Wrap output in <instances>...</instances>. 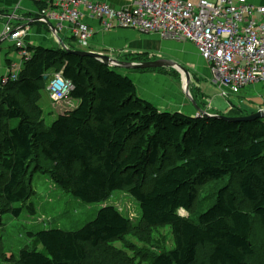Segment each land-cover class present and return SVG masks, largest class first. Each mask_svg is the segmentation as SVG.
Returning <instances> with one entry per match:
<instances>
[{"label":"trees","instance_id":"16d2710c","mask_svg":"<svg viewBox=\"0 0 264 264\" xmlns=\"http://www.w3.org/2000/svg\"><path fill=\"white\" fill-rule=\"evenodd\" d=\"M28 49L19 77L0 90V223L7 213H35L32 179L41 171L87 203L126 191L143 224L170 225L174 246L146 264H264L253 241L256 234L264 246V120L162 111L139 96L131 77L96 58L64 47ZM136 56L128 61H149ZM61 71L79 102L47 126L42 91L50 73ZM238 112L223 115L244 116ZM231 176L239 194L225 185L195 216L181 214L192 210L198 186ZM130 229L129 218L106 204L80 228L31 231L33 246L14 264H141L116 245Z\"/></svg>","mask_w":264,"mask_h":264},{"label":"built area","instance_id":"2783aa9c","mask_svg":"<svg viewBox=\"0 0 264 264\" xmlns=\"http://www.w3.org/2000/svg\"><path fill=\"white\" fill-rule=\"evenodd\" d=\"M40 1L46 2L39 11L40 19L53 22L57 33L71 25L78 49L90 50L94 32L84 21L89 15L105 29L131 28L192 42L207 61L214 81L226 91L238 93L247 85L264 83V5L251 0H134L129 9L96 0ZM29 29V24L7 26L2 35L20 54L2 84L16 80L31 58L25 42ZM74 88L62 71L55 73L48 86L52 99L60 102L68 100Z\"/></svg>","mask_w":264,"mask_h":264},{"label":"crops","instance_id":"0c3cea01","mask_svg":"<svg viewBox=\"0 0 264 264\" xmlns=\"http://www.w3.org/2000/svg\"><path fill=\"white\" fill-rule=\"evenodd\" d=\"M107 2L116 9H129L133 6L134 0H96ZM198 1V0H192ZM258 5H264V0H251ZM41 5L35 0H0V90L2 88V78L10 70L13 61L20 60L18 49L13 42L2 38L7 26L13 28L20 25H30L29 32L25 37L28 46H46L48 48L63 47V43L67 47H75L76 37L71 25H68L63 31L54 33L52 22L50 25L40 19L39 11ZM84 21L90 24L93 29V36L90 40V50L101 52L105 49L111 50L113 57L119 60L128 61L123 57L126 54L136 56L140 53H146L149 60H157L161 58L174 60L183 65L182 62L187 61V67L197 73V76H203V80L199 86L203 89L206 96H210L209 102L215 110L207 111L211 114H228L227 111L232 106L242 107L254 113L257 109L264 108V83H254L242 88L238 93L226 91L219 84L213 83L212 72L205 59L199 54L197 48L189 41H175L161 37L156 33H143L131 28H113L105 29L102 23L89 15H86ZM55 27V25L53 26ZM76 48V47H75ZM78 49V48H76ZM127 52V53H126ZM185 66V67H186ZM188 69V68H187ZM56 72L50 73V78L44 89L48 93V97L52 100L48 86ZM125 74L131 77L137 86L139 96L152 102L162 111L175 112L180 111L189 115H199L198 109L188 99L183 92L182 74L180 79L169 73L164 74L159 71H125ZM193 84V83H192ZM223 89V90H221ZM43 90V91H44ZM42 91V92H43ZM225 95V96H224ZM71 98V97H70ZM201 99V100H200ZM69 100V99H68ZM68 100H65L66 102ZM64 101V102H65ZM79 100L76 99L75 104L67 107L59 114L70 111L78 105ZM73 103V102H72ZM199 105L208 103L204 98H199ZM215 106H218L216 108ZM199 106V107H200ZM222 108V109H220ZM218 112V113H217ZM248 114V115H249Z\"/></svg>","mask_w":264,"mask_h":264},{"label":"rangeland","instance_id":"374dc122","mask_svg":"<svg viewBox=\"0 0 264 264\" xmlns=\"http://www.w3.org/2000/svg\"><path fill=\"white\" fill-rule=\"evenodd\" d=\"M107 51L110 52L111 50ZM101 52L113 56L111 53L105 52V49ZM140 54L148 56L145 53ZM123 57L124 59L128 58L129 60L138 59V56H131V54H126V56L124 54ZM182 62L188 64L187 61L183 60ZM185 63H182L184 67L186 66ZM186 68H188L191 74L190 84L192 85L193 83L194 87L192 88L190 85V91L191 94L196 91V99L194 97L193 99L197 105L200 106L198 101L199 98L202 97L208 103H203L202 106H200L201 108L209 112L218 111L211 106L208 99L210 96H206L203 89L195 85L201 84L200 82L203 80V76H197V73H194L189 69L190 67L186 66ZM115 69L123 74L126 70L131 72L144 71L143 69H125L122 67H115ZM149 70L163 72L166 75L171 73L176 76L178 80L181 75V73L173 67L150 68L145 71ZM212 80L214 83V77H212ZM182 87L183 86H181V89ZM48 96V93L44 90L40 101V105L43 109V119L41 118V120L42 122L44 121L47 126H49L59 115L58 112H62L67 107L73 106L76 101L74 98H69L67 102L54 101ZM215 107L218 108V106ZM258 110L260 109L258 108L257 111ZM238 111L243 115L249 114V111L246 109L244 110L242 107L238 108L237 106H232L227 112L228 114H235L239 113ZM261 119L264 120V117H261ZM225 185L230 186L231 189L239 194L237 176L224 178L220 181L207 180L204 184L198 186L197 201L192 210L189 212L181 210V214L195 216L201 208H206L215 201L218 190ZM32 188L34 193L31 197V201L36 206L35 213H31L29 210H23L17 216L12 213H7L1 220L0 264H14L17 254H19L24 246L28 243L30 246H33L30 242L31 231H38L47 228H63L67 230L80 228L86 222L94 219L98 210L106 204H114L123 214H125L126 217L129 218L131 229L122 241H116V245L124 248V250L129 253V256L133 257L137 262L146 264L160 252L174 246V236L171 226L163 225L149 228L143 224L140 218L141 208L139 203L126 191H115L106 203H87L74 196L72 193L64 191L48 174L41 171H38L33 175ZM238 200L242 208H251L250 202L241 197H239ZM255 223L257 224V222ZM256 236V234L253 236V241L256 244L255 248L258 253L260 252L264 254V246H259L261 242H257L258 239Z\"/></svg>","mask_w":264,"mask_h":264},{"label":"water","instance_id":"95a60500","mask_svg":"<svg viewBox=\"0 0 264 264\" xmlns=\"http://www.w3.org/2000/svg\"><path fill=\"white\" fill-rule=\"evenodd\" d=\"M49 25L51 23H48ZM52 25V24H51ZM54 26V25H53ZM52 26V30L54 33H57L56 28ZM63 47L70 51L74 52L76 54H81V55H88L93 58H96L105 64H108L109 66L112 67H122L125 69H150V68H163V67H173L176 70H178L182 76V88L185 93V95L188 97V99L195 105V107L198 109L200 114L206 115V116H215V117H222L226 118L227 120L230 121H245V120H252L256 118H261L264 117V108L258 110L257 112L251 113L249 115H244V116H237V117H231V116H226V115H219V114H211L207 111H204L201 107L197 105L195 100L193 99V96L190 91V83H191V74L189 70L178 63L177 61L174 60H169L165 58L157 59V60H149V61H142V62H136V61H123L119 60L111 55L97 52V51H91V50H81V49H71L70 47H67L66 44L63 43Z\"/></svg>","mask_w":264,"mask_h":264},{"label":"bare ground","instance_id":"6f19581e","mask_svg":"<svg viewBox=\"0 0 264 264\" xmlns=\"http://www.w3.org/2000/svg\"><path fill=\"white\" fill-rule=\"evenodd\" d=\"M248 86V85H247ZM246 87V86H245ZM244 88V87H243Z\"/></svg>","mask_w":264,"mask_h":264}]
</instances>
